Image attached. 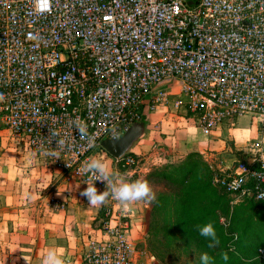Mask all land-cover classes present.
Here are the masks:
<instances>
[{
	"label": "built area",
	"instance_id": "1",
	"mask_svg": "<svg viewBox=\"0 0 264 264\" xmlns=\"http://www.w3.org/2000/svg\"><path fill=\"white\" fill-rule=\"evenodd\" d=\"M165 81L178 92L162 89ZM172 95L170 115L182 108L202 135L246 115L264 123V0H51L43 13L34 0H0V133L53 169L95 182L83 165L100 141L120 138ZM114 162L132 167L135 156ZM249 162L257 168L240 161L214 184L264 203L254 175L264 158ZM49 201L51 211L65 209V200ZM142 212L109 197L85 264H137L132 230ZM257 256L264 264L263 249Z\"/></svg>",
	"mask_w": 264,
	"mask_h": 264
},
{
	"label": "rangeland",
	"instance_id": "2",
	"mask_svg": "<svg viewBox=\"0 0 264 264\" xmlns=\"http://www.w3.org/2000/svg\"><path fill=\"white\" fill-rule=\"evenodd\" d=\"M173 84V81H165L160 87L176 94L179 86L173 87ZM175 99L176 96L172 95L165 107L160 108L150 118L138 122L141 130V135L136 139L138 148L130 147L125 153L135 156V164L132 167L115 166L114 159L119 158L113 157L102 145L107 139L100 141L99 147L92 152L93 156L108 162L112 170L126 180L144 179L151 185L156 199L147 204L138 202L142 207L145 206V210L143 209L142 222L139 223L140 229L136 228L135 231L138 233V240L135 241L137 256L152 259L157 264H191L205 253L207 248V245L193 237L173 233L172 229L169 230V224L163 221L162 215L154 210L158 197L170 194L174 189L164 181L149 180V173L155 168L178 164L185 160L188 154L181 148L182 152L177 151L178 157L175 156L176 151L169 153V156V144L158 142L156 147L151 146L148 150H143L141 146L148 144V136L174 137L172 141H176V145L180 138L186 139V128L192 126L190 114L184 113L181 108L175 113V117L170 116ZM199 134L203 139L219 142L220 148L217 151L199 153L202 160L214 171L212 186L226 197L231 208L244 204V199L228 195L219 189L214 184V177L222 171L232 170L240 161L250 164V160L264 158V123L254 119L252 115H246L224 121L210 135H202L200 132ZM167 160L174 162L169 163ZM86 187L76 178L53 169L42 158L24 150L19 141L5 131L0 133V214L15 210L12 206L2 205L6 199L10 202L21 201V208H18L21 209V236L17 239L21 240V264H30L33 259H41L43 249L52 245L63 247L66 254L69 242L76 244L75 248H78L74 255L71 253L69 256L71 264H85L89 243L101 238L104 222L108 220L105 214L109 202L108 198L100 206L89 205L87 198L81 195ZM52 197L66 201L63 211L50 210L49 200ZM67 212H70L69 215L73 218L68 225L63 226ZM224 222L220 220V223ZM57 224L59 228L56 230L51 227ZM0 262L2 263L1 260Z\"/></svg>",
	"mask_w": 264,
	"mask_h": 264
},
{
	"label": "trees",
	"instance_id": "3",
	"mask_svg": "<svg viewBox=\"0 0 264 264\" xmlns=\"http://www.w3.org/2000/svg\"><path fill=\"white\" fill-rule=\"evenodd\" d=\"M249 167L257 168L254 163ZM213 176L214 171L197 152L178 164L155 168L148 179L164 181L174 191L160 195L154 210L173 233L193 237L205 245L208 241L199 236L197 225L211 221L220 243L214 248L206 246L210 264H256L257 250H264V203L246 198L244 204L231 208L226 197L212 186ZM191 264H201L200 257Z\"/></svg>",
	"mask_w": 264,
	"mask_h": 264
},
{
	"label": "clouds",
	"instance_id": "4",
	"mask_svg": "<svg viewBox=\"0 0 264 264\" xmlns=\"http://www.w3.org/2000/svg\"><path fill=\"white\" fill-rule=\"evenodd\" d=\"M34 3L36 11L43 13L50 8L51 0H34ZM77 128L82 134L84 133V127L78 125ZM186 134L193 142H203L199 129L194 126H188ZM52 154L55 155V152ZM83 170L86 174L90 173L95 178V182L87 183V187L81 192V195L87 198L88 204L91 206H100L109 197L115 200L117 206L123 209H128L138 202L151 203L156 199V194L147 180H126L123 176L116 174L108 162L99 157L93 156L85 161ZM254 175L258 181L257 187L264 185V169L256 171ZM96 181L106 182L104 191H98ZM259 198L264 199V192L260 193ZM197 231L200 237L208 241V248H214L220 243L211 221L197 225ZM224 259L226 260L227 256H224ZM210 260L211 258L207 253L201 254V264H210ZM41 264H71V261L65 256L63 247L52 245L43 249Z\"/></svg>",
	"mask_w": 264,
	"mask_h": 264
},
{
	"label": "crops",
	"instance_id": "5",
	"mask_svg": "<svg viewBox=\"0 0 264 264\" xmlns=\"http://www.w3.org/2000/svg\"><path fill=\"white\" fill-rule=\"evenodd\" d=\"M173 116V115H170ZM175 117V116H173ZM145 120V119H144ZM151 120V119H150ZM144 123V122H143ZM150 123V122H149ZM153 122H151L152 124ZM148 126V125H147ZM141 135V133L139 134V136ZM138 136V137H139ZM172 138V139H171ZM160 137V136H148L147 139V145H144L143 147L141 146V148H143V150H148L151 146L152 147H156L157 144L156 142H158L159 144L163 143V144H169V148L170 151L167 152V155H169V153H176L177 151L182 152L180 149L183 148L185 151V154H189L192 152H197V153H203L206 151H217L220 146H219V142H214V141H210V140H206L203 139L202 143L199 142H193L191 141L187 134H186V139L182 140V138H180L178 141V144L176 145V141L173 142L172 140L174 139V137ZM169 139H171V141H169ZM143 141V140H142ZM171 143V144H170ZM137 142L136 140L133 142V144L131 145L132 149H137L138 147L136 146ZM171 145V147H170ZM175 146V147H173ZM172 147L174 149H172ZM176 151V152H174ZM170 156V155H169ZM175 156L178 157V152L177 155L175 154ZM155 157H157L155 155ZM171 158V157H169ZM168 161V160H167ZM169 163H173L174 161H168ZM15 186V185H14ZM5 202V204H4ZM3 202L2 205H5L7 207V205L12 206L15 208V210H10V211H6L5 213H1L0 214V260L2 261V263L0 262V264H21L23 263V261H21V245H20V241L17 240L19 236H21V201L20 200H12L11 202L8 201L7 199ZM16 206V207H15ZM5 208V207H3ZM143 209L145 210V206H143ZM143 210V211H144ZM70 212L65 213V220L63 221V226L64 225H68L70 223V219H72L73 217L71 215H69ZM143 213V212H142ZM142 214L141 216H139L135 221V225L136 227H133L132 230V236L135 238L134 240H138V237L136 236L138 233L135 232L136 228H139V223L142 222ZM62 225V224H61ZM51 227H54L55 230L56 228H59V225H51ZM62 227V226H61ZM66 230L68 229L67 226L65 228ZM140 229V228H139ZM70 238V237H68ZM76 244H72L69 242L68 244V248L66 249L67 252L65 254V256L69 258V256L71 255V253H74L78 250V248H75ZM73 248H75L76 250L73 251ZM82 249V248H79ZM18 258H14V257ZM73 258L75 259L76 257L73 256ZM77 261V260H76ZM30 264H41V259H33V262H31ZM137 264H157L156 262H154V260L152 259H148V258H144V257H137Z\"/></svg>",
	"mask_w": 264,
	"mask_h": 264
},
{
	"label": "water",
	"instance_id": "6",
	"mask_svg": "<svg viewBox=\"0 0 264 264\" xmlns=\"http://www.w3.org/2000/svg\"><path fill=\"white\" fill-rule=\"evenodd\" d=\"M139 127L140 126L138 125L132 126L120 138L115 140H104L102 142V145L113 157L120 158L126 153L133 142L138 138L139 134L141 133ZM251 197L252 196L250 195V198Z\"/></svg>",
	"mask_w": 264,
	"mask_h": 264
}]
</instances>
